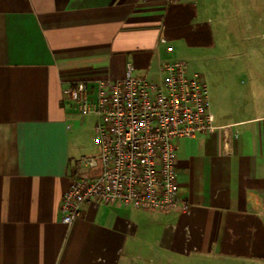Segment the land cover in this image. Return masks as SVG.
I'll return each instance as SVG.
<instances>
[{
	"label": "crops",
	"instance_id": "0c3cea01",
	"mask_svg": "<svg viewBox=\"0 0 264 264\" xmlns=\"http://www.w3.org/2000/svg\"><path fill=\"white\" fill-rule=\"evenodd\" d=\"M217 46L198 0H0V264H264L258 95L211 100L216 130L179 139L184 212L92 201L68 225L60 208L88 171L67 89L129 63L156 81L167 61L211 69Z\"/></svg>",
	"mask_w": 264,
	"mask_h": 264
},
{
	"label": "built area",
	"instance_id": "2783aa9c",
	"mask_svg": "<svg viewBox=\"0 0 264 264\" xmlns=\"http://www.w3.org/2000/svg\"><path fill=\"white\" fill-rule=\"evenodd\" d=\"M173 47H169L172 51ZM82 81L67 89L84 116H94L98 153L85 157L61 202L65 224L98 201L142 210L184 212L178 141L216 130L206 76L186 60L167 61L159 81L135 75Z\"/></svg>",
	"mask_w": 264,
	"mask_h": 264
},
{
	"label": "rangeland",
	"instance_id": "374dc122",
	"mask_svg": "<svg viewBox=\"0 0 264 264\" xmlns=\"http://www.w3.org/2000/svg\"><path fill=\"white\" fill-rule=\"evenodd\" d=\"M198 1L213 20L218 41L211 55L215 58L213 68L194 64L195 69L206 76L213 105L222 97L233 103L235 97L252 94L264 101V0ZM79 119L86 143L83 155H96V119L84 115Z\"/></svg>",
	"mask_w": 264,
	"mask_h": 264
}]
</instances>
